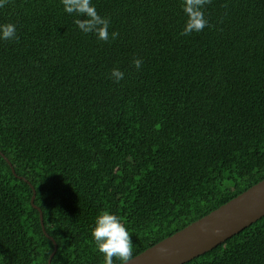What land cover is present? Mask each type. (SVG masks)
Returning <instances> with one entry per match:
<instances>
[{"label":"trees","instance_id":"obj_1","mask_svg":"<svg viewBox=\"0 0 264 264\" xmlns=\"http://www.w3.org/2000/svg\"><path fill=\"white\" fill-rule=\"evenodd\" d=\"M88 6L102 23L62 0L0 6L17 33L0 40V264H48L54 241L51 264H104L105 211L131 258L264 178V0ZM182 264H264V215Z\"/></svg>","mask_w":264,"mask_h":264},{"label":"water","instance_id":"obj_2","mask_svg":"<svg viewBox=\"0 0 264 264\" xmlns=\"http://www.w3.org/2000/svg\"><path fill=\"white\" fill-rule=\"evenodd\" d=\"M34 198L35 191L32 203ZM263 215L264 178L208 214L131 257L126 264H182L214 248ZM40 219L47 234L41 210ZM49 237L53 240L52 236ZM56 249L57 243L54 241L48 264H51Z\"/></svg>","mask_w":264,"mask_h":264},{"label":"clouds","instance_id":"obj_3","mask_svg":"<svg viewBox=\"0 0 264 264\" xmlns=\"http://www.w3.org/2000/svg\"><path fill=\"white\" fill-rule=\"evenodd\" d=\"M6 0H0V6H3ZM64 10L68 13L78 12L84 13L92 18L96 23H102L101 19L96 15L95 9L88 6V0H83L82 4L72 5L70 0H62ZM204 3V0H184L185 11L188 12L190 7L199 8ZM206 20L201 14L200 20L195 25L186 23L181 35H188L192 31H200L204 28ZM82 31H89L90 28L84 24H77ZM17 36L16 26L12 23L0 24V40H11ZM99 39H107L106 31L97 32ZM137 68L140 67L142 61L136 59L133 61ZM111 76L119 82L123 73L117 69H113ZM91 238L94 242L96 251L102 254L104 264H113V260L117 264H126L129 261L132 253V238L126 226L121 223L120 219L111 212H101L95 217L94 225L90 230Z\"/></svg>","mask_w":264,"mask_h":264}]
</instances>
